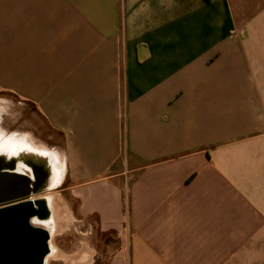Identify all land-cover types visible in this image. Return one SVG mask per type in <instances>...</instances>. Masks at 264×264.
<instances>
[{"label": "crops", "instance_id": "obj_1", "mask_svg": "<svg viewBox=\"0 0 264 264\" xmlns=\"http://www.w3.org/2000/svg\"><path fill=\"white\" fill-rule=\"evenodd\" d=\"M10 143L44 264H264V0H0Z\"/></svg>", "mask_w": 264, "mask_h": 264}, {"label": "flooded vegetation", "instance_id": "obj_2", "mask_svg": "<svg viewBox=\"0 0 264 264\" xmlns=\"http://www.w3.org/2000/svg\"><path fill=\"white\" fill-rule=\"evenodd\" d=\"M11 145L6 144L4 148H0V150H4L5 152H10L17 155L21 152V149L17 148V146H13V143H10ZM29 165H32V171L27 174V176H32V179H29L30 186L29 191L30 195L18 202H12L7 204H0V212L9 210L10 208H20L23 209V207L30 208L29 215L25 214H17L14 215L11 219H9L5 223H0V232L3 233L1 236L6 243H13L16 242H27L29 240H36L40 236V233H44L41 229H39L36 225L38 223L45 221L49 218V211L46 206L45 201L43 200H35L32 199L38 198L39 196L43 195L45 192L50 190L48 188V184L50 183L49 179V171L47 170V167L44 163L42 164H36V163H29ZM16 166L15 160L6 161L5 157H0V178L2 174H8V175H14L11 173V171H14ZM5 169V170H4ZM16 176V175H15ZM20 187H18L16 190H19L18 192H25V186L23 185V179L24 177L28 179L27 176L24 175H18ZM24 187H21V186ZM0 194L4 195V190H0ZM22 211V210H21ZM26 216V217H25ZM15 242V243H14ZM12 245V244H11ZM20 248H13L9 251H6L5 253V261H10V264L13 262L14 264H21L24 260H26V256L28 253L25 251H19ZM29 252V251H28ZM11 259H10V258Z\"/></svg>", "mask_w": 264, "mask_h": 264}, {"label": "water", "instance_id": "obj_3", "mask_svg": "<svg viewBox=\"0 0 264 264\" xmlns=\"http://www.w3.org/2000/svg\"><path fill=\"white\" fill-rule=\"evenodd\" d=\"M19 176L15 175H8L2 174L0 178V190H4V195L0 194V204H7L12 202H18L27 198L30 195L29 186L30 182L29 179H23V185L25 186V192H18L16 190L20 187V180ZM21 179V178H20ZM21 187H24V186ZM1 193V192H0ZM29 207V206H28ZM23 207L20 208H10L9 210L1 211L0 212V223H5L9 219H11L14 215L17 214H25L29 215L30 208ZM22 210V211H21ZM26 217V216H25ZM3 233L0 232V264H10V261H5V253L13 248H20L19 251H26L28 255L26 256V260L23 261L21 264H44L45 257L48 255V236L45 233H40L38 239L29 240L25 242H14L13 243H6L3 239H1ZM12 244V245H11ZM29 251V252H28ZM10 258V257H9ZM11 259V258H10ZM11 264H14L13 262Z\"/></svg>", "mask_w": 264, "mask_h": 264}, {"label": "rangeland", "instance_id": "obj_4", "mask_svg": "<svg viewBox=\"0 0 264 264\" xmlns=\"http://www.w3.org/2000/svg\"><path fill=\"white\" fill-rule=\"evenodd\" d=\"M37 128H38V135L41 136L42 141H44L45 144L48 143L49 146H52V147H46V146L44 147V146H42V147H37V149L45 151L47 154L42 155V157L45 158V160H47L48 163H50L54 167V169L60 170L61 164H59V162L57 163V161H56V157H57L56 154H58L56 151H60V148H62V142L63 141H62L61 136L60 135H56L55 133H52L50 130H48L46 128V126L43 123L39 124L37 126ZM55 146H57V147H55ZM46 155H48V157ZM60 158H62V157H60ZM68 183L64 184L61 188H66L68 186ZM58 191H59V189L57 190V198L59 199V204L63 205V207L65 208L64 205L69 203L66 200L68 197L66 198V193H62L63 196H60V193H58ZM55 196H56V190H55ZM71 203H69V204H71ZM73 208H75V209L77 208V204L75 202L73 204ZM58 246H59V248L64 250V248H65L64 236L59 238Z\"/></svg>", "mask_w": 264, "mask_h": 264}, {"label": "bare ground", "instance_id": "obj_5", "mask_svg": "<svg viewBox=\"0 0 264 264\" xmlns=\"http://www.w3.org/2000/svg\"><path fill=\"white\" fill-rule=\"evenodd\" d=\"M41 162V161H40ZM43 163V162H42ZM52 168V167H51ZM55 180V176L53 175V179H51L49 182H51L52 181V183H53V181ZM50 186V183L48 184V187ZM54 202L55 203H57L58 201L55 199L54 200ZM58 255H55V254H51L48 258H47V261H49L50 259H52V258H56Z\"/></svg>", "mask_w": 264, "mask_h": 264}]
</instances>
